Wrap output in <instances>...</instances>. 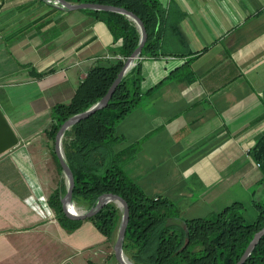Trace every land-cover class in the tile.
<instances>
[{
	"label": "crops",
	"instance_id": "crops-1",
	"mask_svg": "<svg viewBox=\"0 0 264 264\" xmlns=\"http://www.w3.org/2000/svg\"><path fill=\"white\" fill-rule=\"evenodd\" d=\"M159 2L160 56L138 61L142 99L117 125L115 151L139 143L127 175L175 203L184 226L253 205L262 187L251 151L264 132V0ZM121 43L84 10L0 0V110L20 140L0 156V264H118L117 234L57 220L49 199L67 183L47 131L53 108L115 63Z\"/></svg>",
	"mask_w": 264,
	"mask_h": 264
},
{
	"label": "trees",
	"instance_id": "trees-1",
	"mask_svg": "<svg viewBox=\"0 0 264 264\" xmlns=\"http://www.w3.org/2000/svg\"><path fill=\"white\" fill-rule=\"evenodd\" d=\"M67 1L120 7L136 14L148 32L142 57L160 56L157 26L164 10L159 0ZM84 11L103 18L115 41H122L118 48L122 58L110 65L91 68L72 101L53 108V124L47 134L52 139L53 155L61 173L63 170L55 153L58 131L68 119L87 111L108 93L125 60L132 55L140 41L138 28L126 16ZM141 82L138 63L119 85L106 108L66 132L63 146L75 178L74 201L79 205L86 203L89 210L104 194L112 193L128 202L130 222L124 240V252L134 264H237L256 233L264 228V196H254L253 206L257 211L254 222H247L245 205L235 202L218 213L187 220L184 227L175 222L181 218L175 203L165 197L147 196L127 175L125 167L135 159L140 145L136 143L125 151L116 152L115 146L122 141V137L116 133V127L138 107L142 99ZM251 152L262 174L258 184L264 187V132ZM66 193V190L58 189L50 197L49 204L57 220L71 232L84 221H74L65 215L61 200ZM121 220L122 211L111 202L87 221L92 222L108 239H112L119 230ZM186 228L189 230L188 237ZM245 264H264V237Z\"/></svg>",
	"mask_w": 264,
	"mask_h": 264
},
{
	"label": "water",
	"instance_id": "water-1",
	"mask_svg": "<svg viewBox=\"0 0 264 264\" xmlns=\"http://www.w3.org/2000/svg\"><path fill=\"white\" fill-rule=\"evenodd\" d=\"M48 4H54L65 11H78V10H93L97 12H112L126 16L129 20L135 23L140 33V41L138 47L132 53V55L125 61L124 67L119 73L117 79L109 89L108 93L94 106L87 111L77 114L68 119L60 128L55 139V153L62 167L63 174L67 183V193L62 197L63 211L67 218L74 221H86L95 215H97L106 205L113 202L122 211V220L117 233V240L114 246V251L118 264H134L130 262L124 252V240L127 233V228L130 222V206L128 202L115 194H104L100 196L95 204L89 211H71L74 204V188L75 178L71 168L68 165L65 152L63 149V139L67 131L72 129L76 124L83 120H86L90 116L94 115L99 110L106 108L112 99L115 91L122 83L128 73L138 64V61L142 58V51L148 41V32L143 21L134 13L128 11L125 8L94 4V3H73L67 0H41ZM19 138L15 131L11 127L4 113L0 110V156L19 145ZM187 235L189 234L186 229ZM264 237V228L256 233L254 239L242 255L237 264H245L248 258L251 256L257 245Z\"/></svg>",
	"mask_w": 264,
	"mask_h": 264
},
{
	"label": "rangeland",
	"instance_id": "rangeland-1",
	"mask_svg": "<svg viewBox=\"0 0 264 264\" xmlns=\"http://www.w3.org/2000/svg\"><path fill=\"white\" fill-rule=\"evenodd\" d=\"M54 5V4H52ZM134 23V22H133ZM135 24V23H134ZM120 58H122V56L120 55L117 60H119ZM125 60V59H124ZM126 61V60H125ZM136 68V66L128 73V75ZM97 104V103H96ZM94 106V105H93ZM63 149H64V146H63ZM262 191H264V187H261L257 193V198H259ZM264 194V193H263ZM264 195H262V198H263ZM82 205L84 206H88L86 203H83L81 205L77 204L75 201H74V204H73V207L77 209V211H89V209H84V207H82ZM245 218L247 220V222L251 223V222H254L255 219L257 218V211L256 209L253 207V205H247L246 206V211H245ZM185 227V226H184ZM187 229V228H186ZM189 231V230H188ZM118 233V231H117ZM187 235V233H186ZM189 236V234L187 235V237ZM126 255V254H125ZM127 259L130 261V262H133L127 255H126Z\"/></svg>",
	"mask_w": 264,
	"mask_h": 264
},
{
	"label": "bare ground",
	"instance_id": "bare-ground-1",
	"mask_svg": "<svg viewBox=\"0 0 264 264\" xmlns=\"http://www.w3.org/2000/svg\"><path fill=\"white\" fill-rule=\"evenodd\" d=\"M71 211H73V212H77V209L74 208V207H72V208H71Z\"/></svg>",
	"mask_w": 264,
	"mask_h": 264
}]
</instances>
